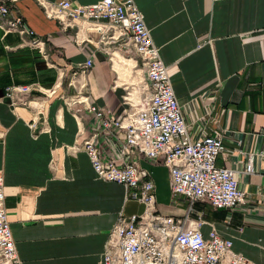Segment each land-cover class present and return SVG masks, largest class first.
I'll return each mask as SVG.
<instances>
[{
    "label": "crops",
    "instance_id": "obj_1",
    "mask_svg": "<svg viewBox=\"0 0 264 264\" xmlns=\"http://www.w3.org/2000/svg\"><path fill=\"white\" fill-rule=\"evenodd\" d=\"M72 1L91 5L99 0ZM134 2L168 67L190 134H219L225 150L216 166L233 170L238 189L248 198L245 211L232 213L196 204L206 221L201 232L207 237L214 228L232 241L234 253L264 264V0ZM16 6L28 28L50 36L45 58L38 50L19 47L16 34L4 35L0 29V172L16 251L22 264H100L118 214H140L143 206L127 201L122 185L98 179L85 153L68 152L79 123L60 95L77 96L78 85L85 83L83 93L94 105L123 114L122 96L136 92L139 75L133 66L130 74L119 77L115 65L127 67L130 61L118 58L113 66L114 54L125 56L118 43H99L96 34L85 30L76 35L75 30L63 31L35 0ZM88 56H93V66L86 76H78ZM59 69L65 76L63 89L43 109L48 132L32 133L28 123L34 112L12 107L5 89L31 83L49 88ZM85 114L87 131L80 140L91 131V117ZM102 153L119 157L110 143L102 144ZM248 154L254 155L251 174L245 172ZM138 164L151 174L158 211L182 214L187 203L172 202L167 168L146 160Z\"/></svg>",
    "mask_w": 264,
    "mask_h": 264
},
{
    "label": "built area",
    "instance_id": "obj_2",
    "mask_svg": "<svg viewBox=\"0 0 264 264\" xmlns=\"http://www.w3.org/2000/svg\"><path fill=\"white\" fill-rule=\"evenodd\" d=\"M20 1L0 0V29L4 35L16 34L19 47L38 50L46 58L50 36L37 35L28 28L16 6ZM35 1L46 18L57 21L63 31L75 30L76 35L85 30L96 34L99 43H118L123 54L133 60L135 69L138 63L142 66L136 92L126 91L122 96L126 107L123 114L115 115L94 105L83 93L85 83L78 85L77 96L60 95L79 123L74 144L66 147L68 152L85 153L98 179L122 185L125 199L143 206L140 214H118L107 234L100 264H253L234 253L232 241L221 237L214 228L207 237L201 232L206 221L203 213L195 209L196 204L232 213L245 211L248 198L238 189L235 172L216 166L217 157L225 150L219 134H190L168 67L161 61L134 0H99L91 5H78L72 0ZM92 57L80 64L78 76L87 75L93 66ZM64 78L59 69L57 81L49 88L31 83L5 89V98L12 107L34 112L28 123L32 133L48 132L43 109L49 99L59 96ZM72 85L70 80L68 86ZM84 113L91 117V131L80 140L87 131ZM108 143L119 157L102 153V144ZM126 156L133 160L126 161ZM139 160L167 168L172 202L181 199L187 203L182 214L164 215L158 211L154 182L150 172L138 164ZM253 162L254 155L248 154L246 173H253ZM51 169L55 170V165ZM229 222L227 219L226 224ZM0 264H22L7 219L1 172Z\"/></svg>",
    "mask_w": 264,
    "mask_h": 264
},
{
    "label": "rangeland",
    "instance_id": "obj_3",
    "mask_svg": "<svg viewBox=\"0 0 264 264\" xmlns=\"http://www.w3.org/2000/svg\"><path fill=\"white\" fill-rule=\"evenodd\" d=\"M125 57V56H124ZM124 57H122L121 55H118V58L119 59H124ZM125 58H127V57H125ZM129 59V58H128ZM129 64H130V62H129ZM115 68L117 69V71H118V75H119V77L120 78H123L125 75H128V74H130L131 73V70H130V67H123V65H120L119 63H117L116 65H115ZM141 69H142V66H141V64L140 63H138V67H137V69H135L136 71H140V79L142 78V72H141Z\"/></svg>",
    "mask_w": 264,
    "mask_h": 264
},
{
    "label": "bare ground",
    "instance_id": "obj_4",
    "mask_svg": "<svg viewBox=\"0 0 264 264\" xmlns=\"http://www.w3.org/2000/svg\"><path fill=\"white\" fill-rule=\"evenodd\" d=\"M118 55L119 54H114V57H113V66L115 65L116 61L118 60ZM124 59H126V58H124ZM129 61L133 65L129 64L127 67H130V70H132V68L134 66V62L132 60H130V59H129ZM137 72H138L137 74L139 75L138 77L140 79V71L138 70Z\"/></svg>",
    "mask_w": 264,
    "mask_h": 264
}]
</instances>
